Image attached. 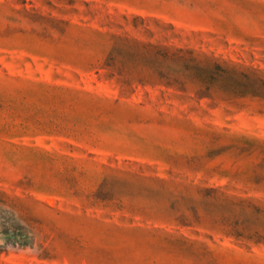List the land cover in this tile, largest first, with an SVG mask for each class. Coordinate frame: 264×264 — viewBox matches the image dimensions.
<instances>
[{
    "label": "rangeland",
    "instance_id": "1",
    "mask_svg": "<svg viewBox=\"0 0 264 264\" xmlns=\"http://www.w3.org/2000/svg\"><path fill=\"white\" fill-rule=\"evenodd\" d=\"M0 264H264V0H0Z\"/></svg>",
    "mask_w": 264,
    "mask_h": 264
},
{
    "label": "trees",
    "instance_id": "2",
    "mask_svg": "<svg viewBox=\"0 0 264 264\" xmlns=\"http://www.w3.org/2000/svg\"><path fill=\"white\" fill-rule=\"evenodd\" d=\"M115 38H117L118 40L124 42V43H129L131 42L130 39H128L127 37H119V36H115ZM134 42H137L138 44H142V46L145 48H152L154 51V55L157 57H160L164 60H183L186 62H192L195 61L196 58L195 56H193V51L189 50V49H183V48H178V47H174V46H169V45H162V44H152L150 42H141V41H136L134 40ZM110 63L112 61L115 60V58L111 55V57H109ZM106 68H110L111 67V76H114L115 74L118 75V80L122 81V85L125 86H130L132 84L133 78L129 77L128 79L125 80H120L121 78H127L123 75L122 72H117L116 70L113 69V65L111 64H106L105 66ZM167 75L169 74H164L162 72L159 73V78L160 79H168L166 78ZM121 76V78H120ZM136 82L138 83H145L146 81L144 80V77H138L136 79ZM176 83V80L172 79V80H166L165 84L166 86H174Z\"/></svg>",
    "mask_w": 264,
    "mask_h": 264
}]
</instances>
